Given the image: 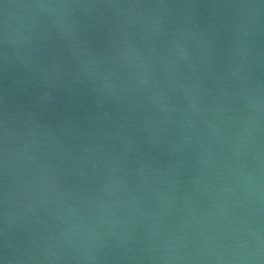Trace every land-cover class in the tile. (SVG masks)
I'll list each match as a JSON object with an SVG mask.
<instances>
[{"label":"water","instance_id":"95a60500","mask_svg":"<svg viewBox=\"0 0 264 264\" xmlns=\"http://www.w3.org/2000/svg\"><path fill=\"white\" fill-rule=\"evenodd\" d=\"M0 264H264V0H0Z\"/></svg>","mask_w":264,"mask_h":264}]
</instances>
